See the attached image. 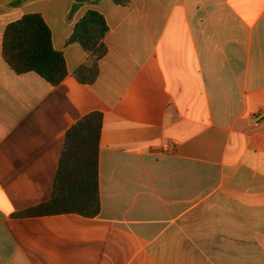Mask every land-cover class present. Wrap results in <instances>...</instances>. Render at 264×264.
Instances as JSON below:
<instances>
[{
  "label": "crops",
  "instance_id": "1",
  "mask_svg": "<svg viewBox=\"0 0 264 264\" xmlns=\"http://www.w3.org/2000/svg\"><path fill=\"white\" fill-rule=\"evenodd\" d=\"M0 0V264H264V0ZM90 10L91 56L69 44ZM40 14L65 55L57 87L3 58L7 26ZM103 114L101 214L20 218L50 201L68 130Z\"/></svg>",
  "mask_w": 264,
  "mask_h": 264
},
{
  "label": "trees",
  "instance_id": "2",
  "mask_svg": "<svg viewBox=\"0 0 264 264\" xmlns=\"http://www.w3.org/2000/svg\"><path fill=\"white\" fill-rule=\"evenodd\" d=\"M71 19L82 5L97 0H74ZM126 7L131 0H112ZM19 0L13 5H19ZM109 26L99 12L90 10L76 24L69 44H77L90 54L91 62L73 74L87 86L100 76V62L106 57ZM3 58L17 75L36 73L53 87L69 75L65 55L55 49L50 27L40 14H29L9 24L3 38ZM103 131V114L92 112L70 128L66 134L58 173L49 202L17 214L20 218L78 215L94 219L101 214L99 153Z\"/></svg>",
  "mask_w": 264,
  "mask_h": 264
},
{
  "label": "built area",
  "instance_id": "3",
  "mask_svg": "<svg viewBox=\"0 0 264 264\" xmlns=\"http://www.w3.org/2000/svg\"><path fill=\"white\" fill-rule=\"evenodd\" d=\"M263 113H264L263 110H261V111H259V112L254 113V114L252 115V117H253L254 119H260V118H262Z\"/></svg>",
  "mask_w": 264,
  "mask_h": 264
}]
</instances>
